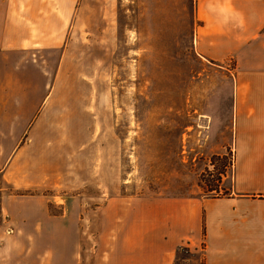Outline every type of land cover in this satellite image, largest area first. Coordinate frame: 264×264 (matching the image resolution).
<instances>
[{
    "label": "rangeland",
    "instance_id": "1",
    "mask_svg": "<svg viewBox=\"0 0 264 264\" xmlns=\"http://www.w3.org/2000/svg\"><path fill=\"white\" fill-rule=\"evenodd\" d=\"M62 1L58 42L34 45L57 80L42 186L0 178V264H171L174 246L206 264L204 205L235 180L233 61L196 54L195 0Z\"/></svg>",
    "mask_w": 264,
    "mask_h": 264
},
{
    "label": "crops",
    "instance_id": "2",
    "mask_svg": "<svg viewBox=\"0 0 264 264\" xmlns=\"http://www.w3.org/2000/svg\"><path fill=\"white\" fill-rule=\"evenodd\" d=\"M260 9L264 10V0H195L196 54L210 63L233 61L227 71L232 83L235 180L229 196L204 205L206 264H264V14L258 13ZM71 10L62 0H0V178L13 188L42 186L33 181L43 171V147L35 135L41 109L53 100L57 80L48 66L33 58L34 45L57 43L60 22ZM56 69L59 78L61 67L57 64ZM194 232L196 246L200 232ZM175 249L165 253L171 264Z\"/></svg>",
    "mask_w": 264,
    "mask_h": 264
},
{
    "label": "trees",
    "instance_id": "3",
    "mask_svg": "<svg viewBox=\"0 0 264 264\" xmlns=\"http://www.w3.org/2000/svg\"><path fill=\"white\" fill-rule=\"evenodd\" d=\"M224 157L223 156H221V155H219V156H217L215 159L216 160H221V159H223ZM231 189H233V185H232V187L228 190V192H225L224 193V196H229L230 194H231ZM211 191V190H210Z\"/></svg>",
    "mask_w": 264,
    "mask_h": 264
}]
</instances>
